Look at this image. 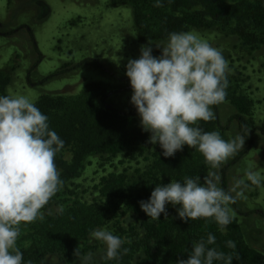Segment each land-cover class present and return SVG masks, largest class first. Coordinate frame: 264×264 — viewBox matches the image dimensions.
Segmentation results:
<instances>
[{"label": "trees", "instance_id": "16d2710c", "mask_svg": "<svg viewBox=\"0 0 264 264\" xmlns=\"http://www.w3.org/2000/svg\"><path fill=\"white\" fill-rule=\"evenodd\" d=\"M116 3L133 5L137 29L144 40L156 41L168 38L170 32L190 31L192 29L211 28L224 25L232 29L246 44L260 47L264 43V0H163V7H154V0H114ZM42 14L48 15L49 7L39 2ZM197 9V10H194ZM13 31L9 32V34ZM71 66H62L54 73L33 82L28 75L30 85H44L63 75ZM115 84L123 83L116 90H108L102 85H88L78 95L43 94L35 102L36 106L49 117L50 127L65 141V148H71L72 159H64L62 154L55 158V164L61 169L64 183L77 177L89 157H97L100 166H105L120 156H128L140 163V157L146 156L151 149L148 143L149 133L142 131L138 123V114L131 104L121 110L112 103L120 93H132L130 84L126 85L123 77L99 66ZM10 77L0 71V95H7L6 88ZM118 87V86H117ZM225 101L233 107V114L223 126L220 107L213 106L215 119L198 121L206 132L218 131L222 138L225 132L235 124L239 134L246 136V147L222 168V187L228 189L227 171L238 163L253 147L255 133L264 135V123L255 126L251 117V102L243 95H232L228 92ZM249 129L248 133L247 130ZM225 139V138H224ZM227 140V139H225ZM185 145L173 157H164L155 153L151 165L141 175L140 182H130L126 171L121 174L109 173L102 177L95 190L103 197V202L92 204L78 203L77 207L64 213H52L53 198L41 210L43 220L30 223L37 228L41 241L31 247H20L25 264H51L49 257L55 254H71L79 249L81 240L86 239L92 230L101 226L107 215L119 210L122 206L135 213L142 214L143 230L138 247L142 249V264H176L178 258H187L195 242L212 233L216 237L214 245H208L225 256L233 257L232 264H264V254L250 246L244 239L242 227L233 218L222 232L220 226L211 218H200L185 222L178 214H169L160 220L152 221L140 208L139 201L147 200L157 184L171 181L183 182L184 177L207 174L210 166L203 155L197 158L185 157ZM160 150H162L160 148ZM183 155V157L181 156ZM87 205V206H86ZM51 209V210H50ZM36 223L38 225H36ZM236 243V248L227 246V241ZM121 249L118 259L103 260V264H130L133 255ZM214 264H225V260L214 261Z\"/></svg>", "mask_w": 264, "mask_h": 264}, {"label": "clouds", "instance_id": "9594fccd", "mask_svg": "<svg viewBox=\"0 0 264 264\" xmlns=\"http://www.w3.org/2000/svg\"><path fill=\"white\" fill-rule=\"evenodd\" d=\"M154 7H163V0H154ZM151 43L141 45L139 57L129 58L125 65L132 89L130 103L141 129L150 134L148 143L159 144L164 157H173L187 145L203 155L212 171L203 182L195 176L157 184L147 200L139 201L140 208L157 221L161 214L169 216L166 206L171 204L181 220L211 218L224 232L233 219L231 205L246 199L250 186L264 187V174L251 167L234 178L230 188L222 187L219 169L243 149L247 135L225 140L218 131L206 132L198 125L201 120H214L213 106L226 100L228 61L222 50L194 30L170 32L166 46L156 44L159 56L153 55ZM64 147L48 115L28 95H0V264H25L17 246L20 226L43 220L41 210L63 188L55 158ZM63 211L60 206L59 212ZM90 237L106 245V259L120 257L125 243L121 237L106 228L92 230ZM215 242V235L209 233L176 264L218 260L232 264L231 255L208 247ZM227 246L235 249L236 243L229 240ZM74 255L81 258V264L91 260L90 255L81 257L77 248Z\"/></svg>", "mask_w": 264, "mask_h": 264}, {"label": "rangeland", "instance_id": "374dc122", "mask_svg": "<svg viewBox=\"0 0 264 264\" xmlns=\"http://www.w3.org/2000/svg\"><path fill=\"white\" fill-rule=\"evenodd\" d=\"M40 1L49 7L46 16L42 14ZM192 30L199 33L213 47L222 50L230 69L227 75L228 92L246 96L251 102V117L255 126L263 124L264 43L260 47L246 44L230 27L221 24ZM11 31L13 33L9 34ZM151 42L153 55L159 56L161 49L156 44L166 46L168 38ZM148 43L137 29L133 5L126 2L0 0V71L10 77L6 88L7 95L24 94L36 102L41 95L47 93L78 95L88 85H102L109 91L116 90L123 83L115 84L105 72L98 69L99 66H104L116 76L125 78L128 85L130 82L125 75V65L129 58H138L141 45ZM62 66L71 67L63 75L44 85L29 84L30 72L32 81L39 82ZM131 94H117L112 103L124 110L131 106ZM219 107L222 124L225 126L234 110L228 100ZM139 121L138 116L140 126ZM237 134L239 133L234 124L225 132L224 138L229 140ZM255 139L253 147L238 163L228 169V188L234 178L242 177L249 167L264 174V135L257 131ZM245 147L246 143L243 149ZM159 152L162 153V150L158 143L151 145L150 152L140 157L139 164L128 156H120L105 166H100L97 157H89L80 174L69 182H63V188L53 197L52 213H60V206H63L64 213L76 208L78 203L89 205L94 201L103 202V197L95 190V186L109 173L121 174L126 171L131 183L140 182L141 175L151 165L156 157L155 153ZM60 154L68 161L73 156L71 148H65ZM184 154L191 160L201 155L195 149H185ZM230 160L221 166L220 175L223 166ZM58 170L61 174L62 170ZM208 171L212 169L209 168ZM245 194L246 199L231 205V214L241 225L247 243L264 254V187L250 186ZM166 207L168 214H177L176 208L171 204ZM141 219L142 214L122 206L119 210L109 213L104 223L96 228H106L125 241L122 247L127 248L133 255L130 264H142L143 253L138 247L143 234ZM20 232L17 240L19 248H29L41 241L37 228L30 223H22ZM79 251L81 257L91 256L88 264H103L106 245L89 235L81 240ZM49 262L81 264V258L75 256L74 252L69 255L55 254L49 257Z\"/></svg>", "mask_w": 264, "mask_h": 264}]
</instances>
